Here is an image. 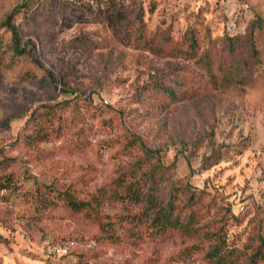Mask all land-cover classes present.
I'll return each mask as SVG.
<instances>
[{"label": "rangeland", "instance_id": "obj_1", "mask_svg": "<svg viewBox=\"0 0 264 264\" xmlns=\"http://www.w3.org/2000/svg\"><path fill=\"white\" fill-rule=\"evenodd\" d=\"M24 1L0 0V24ZM33 3L16 24L36 54L0 70V264H211L216 233L242 264L259 250L264 264V0ZM117 11L122 29L184 50L194 37L214 70L236 37L254 83L215 90L185 52L122 42L110 19ZM0 33L7 47L10 33ZM183 83L200 95L173 102L162 93ZM142 144L155 156L146 158ZM136 163L146 165L142 173L169 167L161 195L185 189L180 207L193 191L201 197L182 210L195 214L193 236L163 232L120 196L122 179L148 182L131 176ZM103 192L115 198L101 200ZM65 196L90 206L75 211ZM63 245L67 256L50 254Z\"/></svg>", "mask_w": 264, "mask_h": 264}, {"label": "trees", "instance_id": "obj_2", "mask_svg": "<svg viewBox=\"0 0 264 264\" xmlns=\"http://www.w3.org/2000/svg\"><path fill=\"white\" fill-rule=\"evenodd\" d=\"M34 0H25L23 3L17 5L2 21L0 24V31L10 33V42L6 47L2 41V35L0 33V70L2 68H10L13 66V61L15 59L23 57H31L36 54L37 46L31 40L23 42L20 36L16 19L22 13H27L34 5ZM111 22L113 24V29L115 34L120 38L122 42L129 45H133L134 48L144 51H150L157 55H169L170 57L182 56L185 52L192 59H198L203 63L206 68L208 77L210 80V85L213 89H231L235 87L247 88L251 86L256 79V72L251 68L246 61L242 59L239 53L234 47L238 45V39L236 37H231L226 41V50L229 56L223 54L219 63L217 70L213 69L209 61V55L203 54L201 57L197 53V41L192 37L190 41V46L186 50L179 44L170 43V39L166 37H159L156 35H145L143 31L138 32L137 29H122L120 27V12H112L110 15ZM241 48V44H240ZM256 49L252 50L254 54ZM199 56V58H198ZM36 63L42 66V63L36 60ZM53 76L52 73H49ZM183 87L178 89H164L163 94L167 95L173 102H180L190 98H196L200 95L201 89L195 86H189L185 83L182 84ZM70 94H75L74 92H68ZM48 112H52L56 108L50 106H44ZM141 143V142H140ZM142 149L146 158L154 157L157 151L147 148L142 144ZM146 165H139L136 163L132 171V175H136L137 179L146 177L148 182L143 184H132L126 183L124 179L121 180L120 187H124L122 198L131 201L135 205H140L146 213L151 214L153 223L161 227L162 231L175 230L185 235L193 236L195 230L193 229L195 222V214L190 212L185 216H182V210L184 208L189 209V201L193 199L195 204L199 203L201 197L198 196L194 191L191 193L190 198L187 199L186 203L180 207L178 195L181 193H186L185 189L174 187L171 189L164 197L161 195L164 182L168 176L169 167L163 166L162 164L157 165L152 168L150 172L142 173ZM110 192V191H109ZM104 195L105 197H102ZM101 200H110L115 198L114 193L103 192L98 195ZM65 200L68 205L75 211H81L83 207H89L90 203H79L71 200L68 196H65ZM194 204V203H193ZM195 206V205H194ZM195 222V223H194ZM198 230H196L197 232ZM215 245L208 251L207 258L211 264H242L241 257L234 250L227 251L224 246V240L218 236L216 233ZM262 244L264 246V239H262ZM262 251H257L252 255L250 264H257L260 261V256ZM248 264V263H245Z\"/></svg>", "mask_w": 264, "mask_h": 264}, {"label": "built area", "instance_id": "obj_3", "mask_svg": "<svg viewBox=\"0 0 264 264\" xmlns=\"http://www.w3.org/2000/svg\"><path fill=\"white\" fill-rule=\"evenodd\" d=\"M69 245L57 246L50 249V254L58 257H65L69 254Z\"/></svg>", "mask_w": 264, "mask_h": 264}]
</instances>
